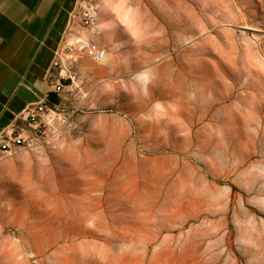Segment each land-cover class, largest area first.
<instances>
[{
  "label": "rangeland",
  "instance_id": "1",
  "mask_svg": "<svg viewBox=\"0 0 264 264\" xmlns=\"http://www.w3.org/2000/svg\"><path fill=\"white\" fill-rule=\"evenodd\" d=\"M124 1L57 142L1 160L0 264H264V0Z\"/></svg>",
  "mask_w": 264,
  "mask_h": 264
},
{
  "label": "crops",
  "instance_id": "2",
  "mask_svg": "<svg viewBox=\"0 0 264 264\" xmlns=\"http://www.w3.org/2000/svg\"><path fill=\"white\" fill-rule=\"evenodd\" d=\"M105 1L113 5L118 0ZM75 2L0 0V132L13 125L27 128L21 114L39 98L46 96L50 105L59 102L54 84L66 80L60 46ZM111 8L105 13L99 8L98 26L105 21L117 31L123 22Z\"/></svg>",
  "mask_w": 264,
  "mask_h": 264
},
{
  "label": "built area",
  "instance_id": "3",
  "mask_svg": "<svg viewBox=\"0 0 264 264\" xmlns=\"http://www.w3.org/2000/svg\"><path fill=\"white\" fill-rule=\"evenodd\" d=\"M99 8L97 0H76L69 12L67 32L72 35V42L65 46V51H73L77 56L87 57L101 62L107 57V49L98 40L101 35L97 27ZM73 63L72 57L67 58ZM62 78H65L64 75ZM66 85L62 82L54 84V92L60 96ZM58 106L50 105L48 98L43 96L24 109L21 119L27 128L0 132V159L22 150H37L55 144L61 134Z\"/></svg>",
  "mask_w": 264,
  "mask_h": 264
},
{
  "label": "bare ground",
  "instance_id": "4",
  "mask_svg": "<svg viewBox=\"0 0 264 264\" xmlns=\"http://www.w3.org/2000/svg\"><path fill=\"white\" fill-rule=\"evenodd\" d=\"M97 2H98V0H97ZM110 6L112 7L111 8L112 10H115L116 15L118 16L117 18H119L123 23H126V26H124V28L125 27H133L136 24L137 21L134 19L133 15L131 14V8H130L131 6L126 1L118 0L116 2V4L111 5V3H107L104 0V3H103V1L100 2V6L98 4V8H100L101 13H105V11L107 12L108 8ZM104 22L105 21H102L100 23V26H98V23H97V27L101 33L104 32V33H106L105 35H107L108 38H112V36L115 34V31L113 30L115 28H113L112 26L110 27L109 24H104ZM136 27L138 28V26H136ZM130 30H131V28H130ZM134 31H137V29H135ZM71 42H72V35L69 32H67L65 34L64 39H63L61 46H60V53H61L60 56L64 62H65L66 58L73 57L70 55V53L65 51V46L67 44H70ZM108 58L109 57L107 55V57L103 61H101L100 63L107 62ZM103 64H106V63H103ZM1 160H2V158L0 159V165L3 168H8L12 165V160H4V161H1Z\"/></svg>",
  "mask_w": 264,
  "mask_h": 264
},
{
  "label": "trees",
  "instance_id": "5",
  "mask_svg": "<svg viewBox=\"0 0 264 264\" xmlns=\"http://www.w3.org/2000/svg\"><path fill=\"white\" fill-rule=\"evenodd\" d=\"M64 84H68V82L65 81Z\"/></svg>",
  "mask_w": 264,
  "mask_h": 264
}]
</instances>
